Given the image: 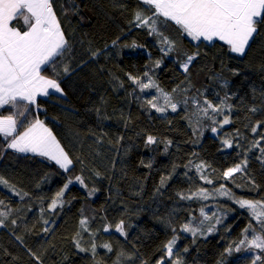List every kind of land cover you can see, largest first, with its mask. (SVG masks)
Wrapping results in <instances>:
<instances>
[{
    "label": "snow or ice",
    "instance_id": "snow-or-ice-1",
    "mask_svg": "<svg viewBox=\"0 0 264 264\" xmlns=\"http://www.w3.org/2000/svg\"><path fill=\"white\" fill-rule=\"evenodd\" d=\"M141 3L147 7L137 9L134 14V23L137 27L148 28L150 35L162 36L159 28L161 23L159 18L163 17L165 21L175 23L181 32L190 37L192 41H213L217 39L226 44L231 53L241 56L245 54L249 40L257 30L256 25L264 22V0H141ZM25 12L28 13L27 16H24L25 23L28 24V30L20 31L15 27H11L10 22ZM115 43L113 41V44ZM161 43L167 46L165 55L174 48V42L167 37H163ZM67 50L68 41L53 11L51 0H0V108L10 105L13 109H23L18 114L27 119V114L32 110L30 106H35L39 110L38 96H50L52 93L49 90L63 96L64 92L59 80L55 76L46 77L42 73L47 70L48 66H54L57 59L63 56ZM198 54L197 52L188 55L181 64L184 73L189 72L190 66ZM156 63L159 66L160 62L157 61ZM63 72L68 75L70 66H64ZM144 76L147 78V82L131 75L128 78L142 92L150 88L156 90L157 97L164 101L163 105L153 102V100L148 101L156 112L163 113L168 107L171 108L172 112H176L178 105L173 102L171 94L160 88L147 71ZM223 86L226 87L227 82ZM176 91L177 89L172 90L173 93ZM227 99V94L219 100V103L205 97L201 104L197 98H191V103L197 109L195 113L197 123L201 119H207L215 125L217 123L215 117L224 115L225 108L231 109V105L226 104ZM185 103H188L187 99ZM251 111H256V109L253 108ZM16 115L17 113L14 112L8 116H0V135L7 141L6 148L17 153H31L46 157L49 161L55 162L61 169L68 171L73 161L44 122L37 117L34 122L29 124L26 131L17 133L18 123H23V121L18 122L15 118ZM230 122L229 116L224 115L221 127ZM257 127L252 128L253 133L257 132ZM211 130L213 133L217 132L216 127H212ZM261 139H264V137H261ZM155 142L153 136L147 137L146 143L148 145ZM223 143L227 148L233 146L230 139H225ZM253 147L259 148L262 154V162H264V147L261 146L260 140L255 141ZM246 167V160L237 163L234 167H230L223 172V178L232 180L236 173L243 174ZM195 168L198 172H202L205 164H196ZM201 179L207 184L213 183V180L206 173L201 175ZM76 181L81 184L84 183L80 176L76 177ZM164 182L162 178V186ZM0 183L7 182L0 178ZM71 183L72 181L69 180L64 188L56 194L49 205V210H55L58 203L62 202L61 198L64 195V190ZM217 192L232 199L239 207L248 209L250 216L259 224V229L250 224L243 230V238L235 244V250L240 251L241 247H244L245 250H258L260 254L254 255L252 264H257V262L264 264V255H262L264 254V201L238 199L224 185H220ZM24 195H27V193ZM196 196L202 199L209 198L207 191L203 189L189 196L181 195L180 198L192 199ZM2 203L3 201H0V204ZM201 215L204 220L210 219L203 211H201ZM213 215L215 216V214ZM0 218L6 219V213L0 212ZM47 222L45 221V223ZM12 223L15 224V221L13 220ZM219 223H221V220L216 217L215 224L209 225L208 232L214 231L215 225ZM2 224L3 220L0 219V225ZM80 224L84 231H88L86 227L87 220L82 219ZM181 230L190 232L194 236L197 234V228L191 226L190 223H185ZM104 231H108V228H105ZM116 231L121 235H126L123 222L116 226ZM76 243L80 251H86V249L80 247L78 241ZM175 243L176 238L173 237L165 244V254L171 260V264H183L179 258L172 259ZM103 247L109 251L112 250L107 244ZM95 249L96 244L93 243L92 252L94 255ZM228 251L231 252L232 247ZM158 264H167V262L164 258H161Z\"/></svg>",
    "mask_w": 264,
    "mask_h": 264
}]
</instances>
